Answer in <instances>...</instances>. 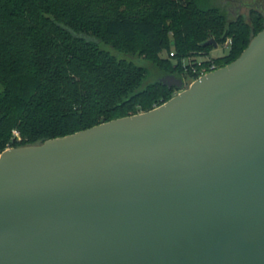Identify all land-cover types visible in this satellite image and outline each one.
<instances>
[{
  "label": "water",
  "instance_id": "water-1",
  "mask_svg": "<svg viewBox=\"0 0 264 264\" xmlns=\"http://www.w3.org/2000/svg\"><path fill=\"white\" fill-rule=\"evenodd\" d=\"M159 79L151 109L0 152V264H264V27Z\"/></svg>",
  "mask_w": 264,
  "mask_h": 264
},
{
  "label": "trees",
  "instance_id": "trees-1",
  "mask_svg": "<svg viewBox=\"0 0 264 264\" xmlns=\"http://www.w3.org/2000/svg\"><path fill=\"white\" fill-rule=\"evenodd\" d=\"M263 27L259 10L230 16L219 0H0V152L151 109L179 90L161 75L222 66ZM210 37L226 53L183 61ZM120 54L160 76L145 82L150 68Z\"/></svg>",
  "mask_w": 264,
  "mask_h": 264
},
{
  "label": "rangeland",
  "instance_id": "rangeland-1",
  "mask_svg": "<svg viewBox=\"0 0 264 264\" xmlns=\"http://www.w3.org/2000/svg\"><path fill=\"white\" fill-rule=\"evenodd\" d=\"M220 3H224L226 5V8L228 9V13L230 16H235L237 13H241L244 15H247L249 9H257L259 10L263 17H264V0H219ZM229 39H227L223 44H218L217 46H212L209 50V52L196 54L193 56H189L188 58H184L183 61L186 63H190L191 60H203L205 58L209 57H216L220 56L224 53H226L228 49ZM103 47L110 49L108 45L102 44ZM203 52V51H202ZM121 56L133 60L135 63L146 66L147 68H150L151 74L147 76L145 79V82L151 81L155 79L157 76H160V74L156 71V69L152 66V64L148 61H146L141 56H135V55H124L120 54ZM160 56H165V52L161 51L159 53ZM184 81L186 82L185 85L187 86L192 80L191 79H185V77H182ZM188 80V83H187ZM178 92L175 91L174 94Z\"/></svg>",
  "mask_w": 264,
  "mask_h": 264
},
{
  "label": "built area",
  "instance_id": "built-area-1",
  "mask_svg": "<svg viewBox=\"0 0 264 264\" xmlns=\"http://www.w3.org/2000/svg\"><path fill=\"white\" fill-rule=\"evenodd\" d=\"M228 41H229V40H228ZM170 54H172V52H171ZM213 66H214L213 63H211V64H210V68L214 69ZM212 69H210V70H212ZM194 70H195V69H193V71H194ZM210 70H208V71H210ZM205 72H207V71L205 70L204 67H202V68L200 69V73H199V75H201V74H203V73H205ZM199 75H198V76H199ZM198 76H197V77H198ZM15 133H16V131H15Z\"/></svg>",
  "mask_w": 264,
  "mask_h": 264
}]
</instances>
